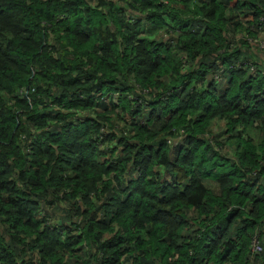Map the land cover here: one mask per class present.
<instances>
[{
    "label": "trees",
    "instance_id": "16d2710c",
    "mask_svg": "<svg viewBox=\"0 0 264 264\" xmlns=\"http://www.w3.org/2000/svg\"><path fill=\"white\" fill-rule=\"evenodd\" d=\"M0 264H264V0H0Z\"/></svg>",
    "mask_w": 264,
    "mask_h": 264
},
{
    "label": "built area",
    "instance_id": "2783aa9c",
    "mask_svg": "<svg viewBox=\"0 0 264 264\" xmlns=\"http://www.w3.org/2000/svg\"><path fill=\"white\" fill-rule=\"evenodd\" d=\"M261 46H263V45H261ZM230 67H232V66H230ZM250 70L253 71L254 70V67L253 66H250ZM215 77H216V79H220V74L219 73L216 74ZM168 142H170V140H168ZM261 250H262V246L259 243V234L256 233L254 235L253 242H252V251L254 253H258Z\"/></svg>",
    "mask_w": 264,
    "mask_h": 264
},
{
    "label": "rangeland",
    "instance_id": "374dc122",
    "mask_svg": "<svg viewBox=\"0 0 264 264\" xmlns=\"http://www.w3.org/2000/svg\"><path fill=\"white\" fill-rule=\"evenodd\" d=\"M250 46L251 47H255V46H252V44H250ZM248 50H249V48H248ZM252 53H254V52H252ZM255 54V53H254ZM250 54L248 53V56H249ZM256 55V54H255ZM257 55H258V53H257ZM261 57V56H260ZM263 57V56H262ZM61 212V215H60V217H64L65 216V212H63L62 210L60 211Z\"/></svg>",
    "mask_w": 264,
    "mask_h": 264
}]
</instances>
